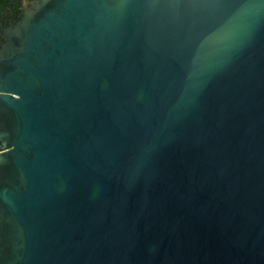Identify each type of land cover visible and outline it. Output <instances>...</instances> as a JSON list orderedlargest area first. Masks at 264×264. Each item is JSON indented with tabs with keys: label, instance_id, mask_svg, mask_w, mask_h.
Wrapping results in <instances>:
<instances>
[{
	"label": "water",
	"instance_id": "1",
	"mask_svg": "<svg viewBox=\"0 0 264 264\" xmlns=\"http://www.w3.org/2000/svg\"><path fill=\"white\" fill-rule=\"evenodd\" d=\"M0 24V264H264V0H36Z\"/></svg>",
	"mask_w": 264,
	"mask_h": 264
},
{
	"label": "trees",
	"instance_id": "2",
	"mask_svg": "<svg viewBox=\"0 0 264 264\" xmlns=\"http://www.w3.org/2000/svg\"><path fill=\"white\" fill-rule=\"evenodd\" d=\"M24 1L30 0H0V24L10 25L20 19L21 6ZM2 43V30L0 28V45Z\"/></svg>",
	"mask_w": 264,
	"mask_h": 264
},
{
	"label": "flooded vegetation",
	"instance_id": "3",
	"mask_svg": "<svg viewBox=\"0 0 264 264\" xmlns=\"http://www.w3.org/2000/svg\"><path fill=\"white\" fill-rule=\"evenodd\" d=\"M36 0H30V1H24L23 2V4H22V6H21V11H22V14L20 15V19L19 20H15L12 24H10V25H5V26H13V25H15L18 21H20L21 19H22V17L24 16V13H25V8H26V6L27 7H32L33 5H34V2H35ZM4 25V24H3Z\"/></svg>",
	"mask_w": 264,
	"mask_h": 264
}]
</instances>
